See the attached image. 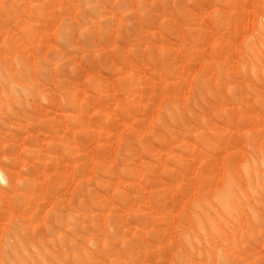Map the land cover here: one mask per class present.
<instances>
[{
    "label": "rangeland",
    "instance_id": "1",
    "mask_svg": "<svg viewBox=\"0 0 264 264\" xmlns=\"http://www.w3.org/2000/svg\"><path fill=\"white\" fill-rule=\"evenodd\" d=\"M0 264H264V0H0Z\"/></svg>",
    "mask_w": 264,
    "mask_h": 264
},
{
    "label": "bare ground",
    "instance_id": "2",
    "mask_svg": "<svg viewBox=\"0 0 264 264\" xmlns=\"http://www.w3.org/2000/svg\"><path fill=\"white\" fill-rule=\"evenodd\" d=\"M228 176H229V175H228ZM229 182H230V181H229ZM232 182H233V181H231V183H232ZM231 183H230V185H233V186H234V183H232V184H231ZM225 186H226V185H225ZM229 188H230V189H229ZM223 189H224V188H223ZM227 189L230 190V192L227 191L226 189H224V190H226V191H224V192H229V193H231V192L234 191V190H232L233 187H228ZM222 191H223V190H222ZM224 192H223V193H224ZM217 194H218V193H217ZM219 194H221V193L219 192ZM219 194H218V195H219ZM226 194H228V193H226ZM218 195H217L216 198H217V199H222V200H223L222 202H224V203H226V204L228 203L227 200H229V198L231 197V196L229 197V196L227 195L228 198H225L226 195H225V194H224V195L222 194L223 196H221L220 198H218ZM229 195H230V194H229ZM219 196H220V195H219ZM226 199H227V200H226ZM219 201H220V200H219ZM232 201H234V200H232ZM232 201H230V202H232ZM219 203H220V202H219ZM230 204H231V203H230ZM194 205H195V204H194ZM197 205H198V204H197ZM219 205H220V204H219ZM221 205H222V204H221ZM223 205L226 206V207H228V206L225 205V204H223ZM223 205H222V206H223ZM235 210H236V209H234V211H235ZM183 216H184V215H183ZM198 222H200V221H198ZM211 224H212V222H211ZM199 226H200V225H199ZM220 234H221V233H220ZM32 243H33V242H32Z\"/></svg>",
    "mask_w": 264,
    "mask_h": 264
}]
</instances>
